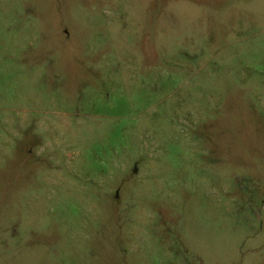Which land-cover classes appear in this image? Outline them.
Instances as JSON below:
<instances>
[{"label":"rangeland","instance_id":"rangeland-1","mask_svg":"<svg viewBox=\"0 0 264 264\" xmlns=\"http://www.w3.org/2000/svg\"><path fill=\"white\" fill-rule=\"evenodd\" d=\"M0 264H264V0H0Z\"/></svg>","mask_w":264,"mask_h":264}]
</instances>
